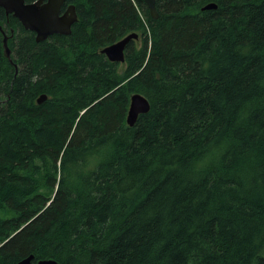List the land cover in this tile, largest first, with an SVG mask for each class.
<instances>
[{
    "label": "trees",
    "instance_id": "16d2710c",
    "mask_svg": "<svg viewBox=\"0 0 264 264\" xmlns=\"http://www.w3.org/2000/svg\"><path fill=\"white\" fill-rule=\"evenodd\" d=\"M156 4L67 0L41 42L0 8V264H264V0Z\"/></svg>",
    "mask_w": 264,
    "mask_h": 264
},
{
    "label": "water",
    "instance_id": "95a60500",
    "mask_svg": "<svg viewBox=\"0 0 264 264\" xmlns=\"http://www.w3.org/2000/svg\"><path fill=\"white\" fill-rule=\"evenodd\" d=\"M67 0H35L27 2L26 0H0V8H3L7 14H13L23 26L35 32L38 42L46 40L54 34L69 35L72 32L73 25L78 21V13L75 5H69L65 9L64 4ZM149 9L152 18L157 19L159 12L157 10L156 0H142ZM217 4L209 3L204 9H216ZM1 29V26H0ZM139 38L137 32H132L122 39L106 46L102 49L107 58L112 62L124 63L126 59L127 45ZM8 35L4 36V48L7 57L11 56V49L8 44ZM12 61V60H11ZM13 62V61H12ZM48 98L47 94H42L38 98V103L42 104ZM2 101H0V106ZM151 104L149 99L141 94L135 93L131 96L130 108L127 115L129 126H134L141 114L150 111ZM35 256H30L18 261L15 264H60L55 259L44 258L34 262Z\"/></svg>",
    "mask_w": 264,
    "mask_h": 264
},
{
    "label": "rangeland",
    "instance_id": "374dc122",
    "mask_svg": "<svg viewBox=\"0 0 264 264\" xmlns=\"http://www.w3.org/2000/svg\"><path fill=\"white\" fill-rule=\"evenodd\" d=\"M139 40H140V38H139ZM139 40H138V42H139Z\"/></svg>",
    "mask_w": 264,
    "mask_h": 264
}]
</instances>
